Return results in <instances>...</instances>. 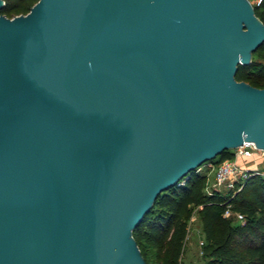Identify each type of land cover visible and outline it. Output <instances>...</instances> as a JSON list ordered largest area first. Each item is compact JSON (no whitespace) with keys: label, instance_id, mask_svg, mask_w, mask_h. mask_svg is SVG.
I'll use <instances>...</instances> for the list:
<instances>
[{"label":"water","instance_id":"obj_1","mask_svg":"<svg viewBox=\"0 0 264 264\" xmlns=\"http://www.w3.org/2000/svg\"><path fill=\"white\" fill-rule=\"evenodd\" d=\"M4 0H0V9ZM250 0H37L0 14V264H148L158 194L246 141Z\"/></svg>","mask_w":264,"mask_h":264},{"label":"trees","instance_id":"obj_2","mask_svg":"<svg viewBox=\"0 0 264 264\" xmlns=\"http://www.w3.org/2000/svg\"><path fill=\"white\" fill-rule=\"evenodd\" d=\"M36 1L4 0L0 14L12 17L26 13ZM253 6L264 23V0ZM254 55L264 58V42L252 53L250 63L238 65L235 78L264 87V62L253 59ZM216 157V164L232 159L234 150L225 149ZM198 167L161 191L133 229L132 235L145 261L182 264L188 223L196 213L201 224L204 264H264V177L249 176L234 193L232 189L209 192L208 176ZM228 204L233 211L243 214V221L224 216Z\"/></svg>","mask_w":264,"mask_h":264},{"label":"built area","instance_id":"obj_3","mask_svg":"<svg viewBox=\"0 0 264 264\" xmlns=\"http://www.w3.org/2000/svg\"><path fill=\"white\" fill-rule=\"evenodd\" d=\"M261 0H257V4ZM234 157L232 159H225L216 164V172L214 181H207L206 189L211 192L213 190L225 191L232 189V192L238 191L241 184L251 175L258 174L264 177V170L255 166L250 167L247 164H241L238 162L240 157H251L264 155V149L258 148L254 142L246 141L242 145L234 148ZM239 186H236L239 184ZM224 216H234L237 220L243 221L244 216L241 212L233 211L231 205L228 204Z\"/></svg>","mask_w":264,"mask_h":264},{"label":"rangeland","instance_id":"obj_4","mask_svg":"<svg viewBox=\"0 0 264 264\" xmlns=\"http://www.w3.org/2000/svg\"><path fill=\"white\" fill-rule=\"evenodd\" d=\"M250 1L253 5L257 3V0ZM253 59H259L264 62V58L261 56L254 55ZM214 161H217V157L202 163L197 169L200 172L206 173L210 182L214 181L216 172V163ZM210 162L212 163V166H208V163ZM188 228L189 232L186 238L182 256V264H204V259L202 258L201 224L196 213H193L192 217L190 218Z\"/></svg>","mask_w":264,"mask_h":264},{"label":"crops","instance_id":"obj_5","mask_svg":"<svg viewBox=\"0 0 264 264\" xmlns=\"http://www.w3.org/2000/svg\"><path fill=\"white\" fill-rule=\"evenodd\" d=\"M239 163L241 164H247L250 167H259L261 169L264 170V155L262 156H257L255 158H251V157H240L237 159ZM208 166H212V163H208Z\"/></svg>","mask_w":264,"mask_h":264}]
</instances>
